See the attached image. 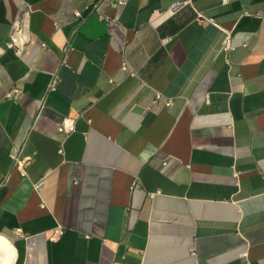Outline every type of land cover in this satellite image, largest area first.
<instances>
[{
    "label": "crops",
    "instance_id": "crops-1",
    "mask_svg": "<svg viewBox=\"0 0 264 264\" xmlns=\"http://www.w3.org/2000/svg\"><path fill=\"white\" fill-rule=\"evenodd\" d=\"M0 234L13 264H264V0H0Z\"/></svg>",
    "mask_w": 264,
    "mask_h": 264
},
{
    "label": "built area",
    "instance_id": "built-area-1",
    "mask_svg": "<svg viewBox=\"0 0 264 264\" xmlns=\"http://www.w3.org/2000/svg\"><path fill=\"white\" fill-rule=\"evenodd\" d=\"M124 0H118L119 3L123 2ZM224 2L229 1V0H222ZM180 5V3L177 4H173L168 10L172 11L175 8H177ZM200 19H202V14L199 15ZM25 17L24 15H21L18 19V21H16V23L12 26L11 29V35H10V40L7 43V45L11 48L14 49V51L16 53H19L23 50L26 42L29 40V35L28 33H24V25H26V21H25ZM225 30V36L223 38V42H222V49H229L232 48V42H231V35L229 30ZM19 90L14 88L11 91L8 92L7 96H14V95H18ZM169 103V101H168ZM73 127V125L67 122V120H64L61 125L59 126V130L62 132H68L69 130H71ZM23 162V160H22ZM62 232V229L60 227H55L51 234H50V238L51 239H55L58 234H60Z\"/></svg>",
    "mask_w": 264,
    "mask_h": 264
},
{
    "label": "bare ground",
    "instance_id": "bare-ground-1",
    "mask_svg": "<svg viewBox=\"0 0 264 264\" xmlns=\"http://www.w3.org/2000/svg\"><path fill=\"white\" fill-rule=\"evenodd\" d=\"M16 253L13 242L0 234V264H13Z\"/></svg>",
    "mask_w": 264,
    "mask_h": 264
}]
</instances>
